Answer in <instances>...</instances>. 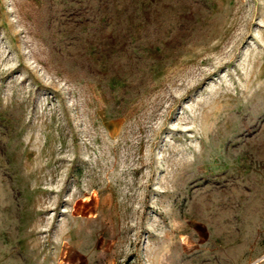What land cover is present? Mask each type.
<instances>
[{"label": "rangeland", "instance_id": "374dc122", "mask_svg": "<svg viewBox=\"0 0 264 264\" xmlns=\"http://www.w3.org/2000/svg\"><path fill=\"white\" fill-rule=\"evenodd\" d=\"M0 264H264V0H0Z\"/></svg>", "mask_w": 264, "mask_h": 264}]
</instances>
